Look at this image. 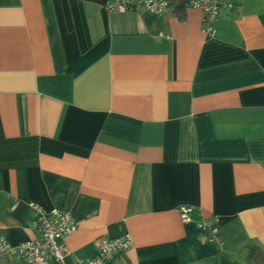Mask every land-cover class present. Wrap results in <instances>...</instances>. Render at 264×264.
<instances>
[{"label":"crops","instance_id":"obj_1","mask_svg":"<svg viewBox=\"0 0 264 264\" xmlns=\"http://www.w3.org/2000/svg\"><path fill=\"white\" fill-rule=\"evenodd\" d=\"M110 2L0 0V235L37 236L36 205L75 223L47 264L125 235L106 264H248L264 251V0H231L212 34L198 8ZM211 216L217 239L195 225Z\"/></svg>","mask_w":264,"mask_h":264},{"label":"built area","instance_id":"obj_2","mask_svg":"<svg viewBox=\"0 0 264 264\" xmlns=\"http://www.w3.org/2000/svg\"><path fill=\"white\" fill-rule=\"evenodd\" d=\"M168 7L167 0H112L107 4L109 11L125 12L131 8H144L154 13H160ZM186 7L198 8L202 12V29L212 34L218 20L223 14L228 13L234 7L231 0H189ZM35 210L34 227L38 235L32 239L17 244L8 243L0 235V264L10 262L12 259L21 260L24 264H47L49 260L62 263L68 254V248L64 239L75 229V223L71 214L65 210L53 208L43 210L32 205ZM182 222H191L193 208L189 205L178 207ZM196 227L208 238L217 239L218 220L211 216L195 221ZM131 246L130 237L121 238L100 237L96 242L97 254L87 260L78 261L76 264H106V262L118 251L127 250Z\"/></svg>","mask_w":264,"mask_h":264},{"label":"trees","instance_id":"obj_3","mask_svg":"<svg viewBox=\"0 0 264 264\" xmlns=\"http://www.w3.org/2000/svg\"><path fill=\"white\" fill-rule=\"evenodd\" d=\"M168 7H171L178 19H184V9L189 0H167ZM167 7V8H168ZM248 264H264V251L254 247L248 259Z\"/></svg>","mask_w":264,"mask_h":264}]
</instances>
